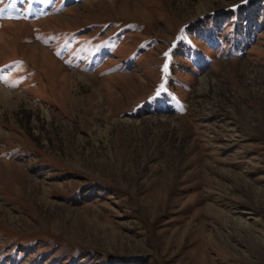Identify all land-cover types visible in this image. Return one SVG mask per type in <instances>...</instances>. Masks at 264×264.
<instances>
[{"label": "rangeland", "instance_id": "1", "mask_svg": "<svg viewBox=\"0 0 264 264\" xmlns=\"http://www.w3.org/2000/svg\"><path fill=\"white\" fill-rule=\"evenodd\" d=\"M0 18V264H264V0Z\"/></svg>", "mask_w": 264, "mask_h": 264}, {"label": "bare ground", "instance_id": "2", "mask_svg": "<svg viewBox=\"0 0 264 264\" xmlns=\"http://www.w3.org/2000/svg\"><path fill=\"white\" fill-rule=\"evenodd\" d=\"M0 95L4 98H8V93H7V90H4V89H1L0 88Z\"/></svg>", "mask_w": 264, "mask_h": 264}]
</instances>
